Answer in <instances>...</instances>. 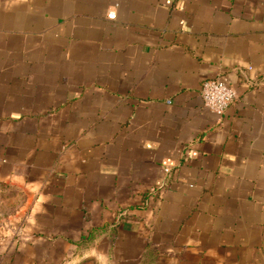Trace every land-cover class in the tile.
<instances>
[{
    "label": "crops",
    "instance_id": "1",
    "mask_svg": "<svg viewBox=\"0 0 264 264\" xmlns=\"http://www.w3.org/2000/svg\"><path fill=\"white\" fill-rule=\"evenodd\" d=\"M1 187L53 262L264 264V0H0Z\"/></svg>",
    "mask_w": 264,
    "mask_h": 264
},
{
    "label": "rangeland",
    "instance_id": "2",
    "mask_svg": "<svg viewBox=\"0 0 264 264\" xmlns=\"http://www.w3.org/2000/svg\"><path fill=\"white\" fill-rule=\"evenodd\" d=\"M19 198L18 193L10 196V193L1 187L0 264H43L39 262L38 256L43 254L48 242L28 231V227L23 224L24 220L19 218L21 214ZM69 250L71 249H66L65 255H60L52 264H99V261L95 262L90 258L71 256Z\"/></svg>",
    "mask_w": 264,
    "mask_h": 264
},
{
    "label": "built area",
    "instance_id": "3",
    "mask_svg": "<svg viewBox=\"0 0 264 264\" xmlns=\"http://www.w3.org/2000/svg\"><path fill=\"white\" fill-rule=\"evenodd\" d=\"M109 19L115 18V13L110 11L107 14ZM201 99L203 105L218 116H222L230 103L236 98L237 93L220 78L206 79L202 82Z\"/></svg>",
    "mask_w": 264,
    "mask_h": 264
},
{
    "label": "trees",
    "instance_id": "4",
    "mask_svg": "<svg viewBox=\"0 0 264 264\" xmlns=\"http://www.w3.org/2000/svg\"><path fill=\"white\" fill-rule=\"evenodd\" d=\"M38 258H39L40 263H43V264H52L53 263L52 258H49L48 256L41 255V256H38Z\"/></svg>",
    "mask_w": 264,
    "mask_h": 264
}]
</instances>
